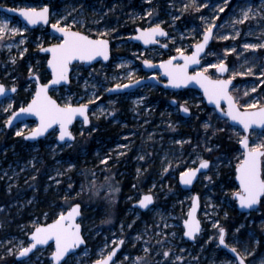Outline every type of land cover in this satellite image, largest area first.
Returning <instances> with one entry per match:
<instances>
[{
    "label": "rangeland",
    "instance_id": "374dc122",
    "mask_svg": "<svg viewBox=\"0 0 264 264\" xmlns=\"http://www.w3.org/2000/svg\"><path fill=\"white\" fill-rule=\"evenodd\" d=\"M0 2L16 8L50 3L52 22L108 37L114 44L110 61L92 66L77 62L71 83L53 89L64 106L91 105V123L86 126L78 120L72 127L75 142L61 144L57 127L44 139L29 142L24 135L37 126L35 119L12 129L6 121L35 95L37 81L32 75L45 82L51 79L49 56L40 50L62 39L49 27L32 29L19 17L0 11V19L8 20L10 28L20 29L0 39V83L19 89L0 101V264H53V245L24 260L17 261L16 256L28 246L35 227L59 218L76 202L83 205L80 221L88 243L63 264L101 260L122 238L126 248L114 264H238L220 244V227L225 229L227 244L248 264H264V199L259 209L244 213L234 198L241 190L235 175L244 155L232 144L243 138L241 127L209 107L197 89L175 92L165 110L153 99L165 90L154 82L128 93L108 94L118 84L142 78L143 60L156 63L191 54L206 29L215 24L212 45L202 65L192 72L207 69L211 77H220L210 65L225 62L229 66L225 77L234 80L231 91L239 105L245 109L264 105V0ZM248 8L252 11L244 20L242 13ZM156 25L169 32L167 38L158 39V45L145 48L129 40L136 26ZM246 44L259 47L245 48ZM146 73L149 78L162 72ZM173 97L192 108L193 115H180L171 104ZM109 129L112 134L106 137ZM218 139L228 142L223 147ZM109 140L114 143L106 149ZM250 141L252 147L264 143V129L251 131ZM206 159L212 161L210 170L193 190H183L179 175ZM125 182L132 183L129 190L124 189ZM149 191L156 192L157 202L145 215L133 203ZM197 193L203 229L195 241H188L183 220ZM43 205L50 208L38 214ZM21 217L26 220L19 221Z\"/></svg>",
    "mask_w": 264,
    "mask_h": 264
},
{
    "label": "snow or ice",
    "instance_id": "6c2138e0",
    "mask_svg": "<svg viewBox=\"0 0 264 264\" xmlns=\"http://www.w3.org/2000/svg\"><path fill=\"white\" fill-rule=\"evenodd\" d=\"M227 2V0H225ZM195 4L196 0H192ZM199 10V9H197ZM224 9L221 8L222 12ZM12 11H18L27 21L28 24L35 25L37 23L43 22L48 23V8L45 6L41 10L36 9H13ZM252 9L248 8L243 11V19L247 20L249 18V12ZM203 19V17H202ZM243 22V21H239ZM52 27L58 32L63 34V42L53 46L51 49H42L43 51H51L52 59L48 61L49 66L52 68L53 79L49 84H59L61 81H66L68 79V66L76 59L79 60H93L97 56H102L105 60L108 59V41L103 39H91L78 31H72L70 26L59 27V21L53 24ZM215 24L209 26L203 35V42L195 46V51L190 56H181L184 60L183 65H173L172 60L165 62L162 67L169 77V83L174 86H180L182 84H187L190 81H195L199 83L205 91L210 101L215 102L217 107H219L221 100H226L228 102V109L225 113L226 116L230 117L232 121H235L243 126V129L247 131L252 128L253 125H258L264 128V108H259L256 111H243L241 112L234 102V98L229 94V85L231 84V78L227 80H211L204 75L203 71L195 72L192 75L188 74V66L190 64H199L198 56L204 50L205 45H207L209 39L212 36V29ZM20 29L16 27H9V22L6 19H0V39L3 38L5 33L16 34ZM166 35V33L160 28L159 25L143 30L138 36V39H143L147 44L153 41L156 35ZM222 39H227L228 37H221ZM23 43V40L21 41ZM245 48H256L259 45H245ZM179 52L180 50L177 49ZM234 51V49H233ZM175 59V58H173ZM15 62V61H13ZM146 64H150L149 61H145ZM210 67H215L220 73L228 71L227 66L221 62L218 65H210ZM251 72V69L248 70ZM243 74V73H241ZM237 73H233V77ZM38 80L39 77H36ZM49 84H42L36 90V94L32 99V102L27 108H21L20 112L35 113L40 118V124L38 128L31 133V135L38 136L43 134L54 124H59L60 128V140H64L65 137H71L72 133L68 130V125L71 124L73 118L76 114H80L84 118V122H88L87 116V105H80L79 107H72L71 105H65L61 107L58 105L51 97L48 96ZM128 87V85H116V88ZM254 90V89H253ZM12 92L16 89L12 88ZM108 91H112L109 89ZM6 89L3 85H0V95H4ZM12 106L9 105L8 108ZM249 108H254L255 105H248ZM8 109H5L7 111ZM184 112H188V108H183ZM223 111V109L221 110ZM16 116L13 113L6 123L11 124L12 119ZM208 125L205 124V128ZM17 132V135H20ZM239 143L243 146L244 159L238 166V178L240 180V186L242 192H237L235 195L238 197L240 206L251 208L256 204L261 196H264V176L261 172V157H264V143L256 144L253 147H249L248 137L245 136L239 140ZM209 162L204 160L201 162V168H207ZM200 169H188L186 172L181 174V181L188 185L191 184L196 173ZM152 201L151 195H145L142 200L139 201L142 207H147ZM195 208V206H194ZM79 205L73 207L67 215L63 213L60 215L59 219L54 221L52 224L36 228L33 235V243L28 248H23L19 255L25 256L28 252L35 248L38 244H46L50 239L55 238L56 250L52 253L53 259L56 264H60L61 259L69 252V249L75 248L82 244L84 241L80 236V226L75 224V217L79 215ZM194 211V209H193ZM190 217L192 213H189ZM188 226V231L186 235L189 237H194V234L198 232L199 222L190 220L185 221ZM216 225H214L215 227ZM219 241L220 244H225V229L219 228ZM122 243V241H121ZM147 251V249H146ZM231 251L236 253V249L232 248ZM115 252L109 254V256L101 261H97L96 264H108L112 259ZM168 255V253H165ZM239 256V253H236ZM139 259V258H138ZM238 264H243V258L238 261Z\"/></svg>",
    "mask_w": 264,
    "mask_h": 264
},
{
    "label": "water",
    "instance_id": "95a60500",
    "mask_svg": "<svg viewBox=\"0 0 264 264\" xmlns=\"http://www.w3.org/2000/svg\"><path fill=\"white\" fill-rule=\"evenodd\" d=\"M45 6H46V7L48 8V10H49V12H48V23L45 24V23H43V22H40V23H37V24H35V25H31V24H28V23H27V21L25 20V18H24V17H23L18 11H12V10H13V9H32V8H30V7H28V8H27V7H17V8H16V7H13V6L9 5V4H6V5H5V4H2V3L0 2V11L5 12V13H8V14H10V15H15V16L19 17V18L22 19V20H23L28 26H30L32 29L39 28L40 26L49 27V28H50V31H52L54 34H56L58 37H60V38L62 39V41H60V42L51 43V44H48V45H46V46H44V47L41 48L40 52H42L43 54L49 56V58H48V60H47V67H48V70L50 71V77H51V79H50L49 81H46V82H45V81L41 80V78H39V79L37 80V79H36V77H38L37 75H32L30 78H35L36 81H37V87H36V89L39 87V85H42V84H49V82L53 79L52 68H51V67L49 66V64H48V61H49L50 59H52V53H51V51H43L42 49H51L53 46L58 45V44H60V43L63 42V34L60 33V32H58L56 29H54V28L52 27V25L55 24V23H53V22L51 21V20H52V13H51V11H52V6H51V4L49 3V4H46V5L41 6V7H39V8H34V9H36L37 11H39V10H41V9H42L43 7H45ZM59 27H64V26L59 25ZM152 27H155V26H151V27H147V28H142L141 26H137V27H136V31H137V33L134 34L133 36H131V37H130V40H131V41H134L135 43L139 42V43H141L144 47L148 48V47L151 46V45H158V43H160V40H158V39L167 38V37L169 36V32H168V30H166V29H164L162 26H160V28L166 33V35L161 36V35L158 34V35H156V37H155V39H154L153 41H151V42H149V43H147V44L144 42L143 39H138V38H137L138 36H140V34H141V32H142L143 30H147V29L152 28ZM215 29H216V27H213L211 38L209 39L207 45H205L204 50H203V51L199 54V56H198L199 64H190V65L188 66L187 71H188V74H189V75H192V74L195 73V72H192V71H191L193 68L200 67V66L202 65V62H203V60H202V56H204V55L206 54V52L208 51V47L212 44V41H213V39H214V38H213V35H214V32H215ZM71 30H72V31H78V32H81L82 34H84V35H86V36H89V37H90L91 39H93V40H95V39H103V40H107V41H108V59L105 60L102 56H97L95 59L90 60V61H89V60H79V59L73 60V61L69 64V66H68V79H67L66 81H61L59 84H49L48 92H47L48 96L51 97V99L54 100V101H55L58 105H60L61 107H64V105H62V104L60 103V101L58 100V98H56L54 95H52V90H53L54 88L64 87V85H68V84H70V82H71V78H72L71 74H72V72H73V70H74V64H75L76 62L83 63V64H85V65L91 66V65H93V64H95V63H98V62L106 63V62H108L109 60H111V58L113 57V53H112L113 42H111L110 38H108V37H105V38H104V37L92 36V35H90L89 33H86L85 31H81V30L75 29V28H73V27L71 28ZM202 42H203V36H202L201 41H200L199 43H197V44H200V43H202ZM197 44H195V45L193 46V51H195V46H196ZM193 51L191 52V54L193 53ZM191 54L183 53L184 56H190ZM173 58H175V59H173ZM169 60H172V64H173V65H183V64H184V60H183V58H182V56H181V53L178 54L176 57H170V58H168V59H165V60L159 62V64H155V63H153V62H150L149 60H148V61L150 62V64H146L145 61H147V60H145V61H143V62H144V69H145L146 71H148V72H149V71L152 72V71H156V70L161 71V72H162V79H163V80H160V81H159L158 79H156L155 76H153V77H149V78H142V79H139V80L134 81V82H129L128 84H123V85H128V87H121V88H119V89H117L116 87H113V88L111 89L112 91H108V93H109V94H118V93L128 92V91H130V90L137 89V88H139V87L142 86V85L149 84V82H154V83L161 84V85H163L167 90H170V91H171V90H172V91H182V89H185V88H189V89H193V88H194V89H197L199 92H202L203 97L205 98V101H206V103L208 104L209 107L216 109L217 113H219L221 117H223V118H225V119L227 118L228 121H229V123H231L233 126H236V127L239 126V127H241L243 133H245V135H244L243 137H245V136L248 137V140H249V147H251V144H250V142H251V141H250V134H251V133H250V132H251L252 130H259V129H264V128H262V127H260V126H258V125H253L252 128H250V129H248L247 131H245V130L243 129V126H242V125H240L239 123H237V122H235V121H232L230 117H228V116L225 115V113L227 112V109H228V102H227L226 100H221V101H220V104H219V107H217V105L215 104V102L209 100L208 96L205 94L204 88H203L199 83H197V82H195V81H190V82H188L187 84H182V85H180V86H174V85L170 84V83H169V77H168V75H167V73H166V71H165V68L162 67V65H163L165 62L169 61ZM224 64L227 66V68H229L227 63L224 62ZM217 70H218V69H217ZM197 72H199V71H197ZM228 72H229V69H228L227 72H224V73H220V72L218 71V73H219L222 77H214V78H213V77H211L209 74H207L206 72H204V75L207 76V77H208L209 79H211V80H227V79H230V78H226V77H225V76L227 75ZM233 84H234V80L231 79V84L229 85V89H228V91H229V94L234 98V102H235L236 106L239 108V110H240L241 112H243V111H256V110H258L259 108H264V105H262V106H258V108H247V109H243V108L239 105L238 101L236 100V98L234 97V95H233V93H232V91H231V88H232ZM0 85H3V86L5 87V89H6V93H5L4 95H0V101H1L2 99H4V98L9 97V96L12 95V94H15V93L18 92V88H17V86H12V87H10V88H7L3 83H0ZM12 88H15L16 91H15V92H12V91H11ZM35 94H36V93H35ZM34 96H35V95H34ZM34 96H33V97H34ZM33 97H32V99H33ZM32 99H31V101L29 102V104L32 102ZM176 103H177V100H176V99H173V104L176 105ZM29 104H28V105H29ZM28 105H26V106H24V107H22V108H27ZM80 105H87V116H88V122H87V123L84 122V124L87 126V125H89V124L91 123L90 111H91L92 108H91V105L88 104V103H86V104H75V105H72V107H79ZM185 107L188 108L186 105H183V106L181 107V114H183V115L186 116V117H190V116L192 115V114H191V111H190V109L188 108V112H184V111H183V108H185ZM222 109H223V111H221ZM14 113H16V116L12 119V123H11V124H6V126H7L9 129H12V127H14L15 125H17V124H19V123H22V121H24V120H33V119H35V120L38 122L37 126H36L35 128H33L32 131H29L28 133H26V134L24 135V138H25L27 141H29V142H34V141H39V140H41V139H44V137H46V136L49 135L51 132H53V130H54L56 127H57V128L59 129V131H60L59 124H54V125H52L51 128H49V129H48L47 131H45L43 134L38 135V136H34V137H33V136L31 135V133H32L33 131H35V130L38 128L39 124H40V118H39V116H37L35 113L20 112V109H19V110H16ZM12 115H13V114H12ZM11 117H12V116H11ZM78 120H83V121H84L83 116H81L80 114H76V116L73 118L71 124L68 125V130L72 133V136H71V137H65L64 140H60V138H59V136H60V132H59V135H58V137H57V140H58L61 144H66V143H68V142H75L76 135H75L74 131L72 130V126H73ZM239 144H240V143H239ZM240 147H241V149L243 150V155H244L245 150H244V148H243V146H242L241 144H240ZM206 161L209 162V166H208L207 168H201V167H200L201 162H200L198 165H196V167L191 168V169H197V168L200 169V170L196 173V176L194 177V179H193V181H192L191 184H188V185L184 184V183L181 181V179H180L182 173L179 175V178H178V179H179V184H180V186H181V188H182L183 190H186V189H187V190H193L194 186H195V185L197 184V182L199 181L201 174H203V173H205V172H207V171L210 170V168H211V167H210L211 160H210V159H206ZM242 161H243V160H242ZM262 163H263V157H261V172H262V176H264V175H263V165H262ZM239 165H240V164H239ZM239 165H238V166H239ZM237 169H238V167L236 168V175H235V177H236V182H237L238 186L241 188V186H240V180H239V178H238V175H239V174H238ZM240 192H242V189L240 190ZM236 193H237V192H236ZM145 195H151V196H152V201H151V203L148 204V206H147L146 208H145V207H142V206L140 205L139 202L137 203V205H138L143 211L149 209V208L155 203V202H154V197H153L152 194L148 193V194H144V196H145ZM144 196H143V197H144ZM143 197H142V199H143ZM234 198L237 199V209H239L240 211H242V212H244V213H250V212H252L253 210L259 209V207H260V205H261V202H262V199H263V196H261V197L259 198L258 202H257L256 204H254L251 208L241 207V206H240L239 199H238V197H237L235 194H234ZM192 200H193V202H192V205H191V207H190V209H189V213L191 212V213H192V216L190 217V215H189V213H188L187 218L184 219L183 222H184L185 238H186V239H189L190 241H195L196 237L201 233L202 228H203V223H202V221H201V219H200V216H199V213H200V211H201V210H200V209H201L200 195H199L198 193L195 194ZM76 205H79V210H78V211H79V215H77V216L75 217V221H74V222H75V224H78V225L80 226V236L82 237V239H83L84 242H83L82 244L78 245V246L75 247V248H71V249H69V252L66 253L65 256L61 259L60 264H63V262L66 261L67 258H68L69 256H71V254H73V253L77 252L78 250H80L82 246H86V245H87V238L84 236V227L82 226L81 221H80V219H81L82 216H83V215H82L83 205H82L80 202H79V203L76 202V203L72 204V206L69 208V210H68L66 213H64V215H67L68 212H69L73 207H75ZM194 206H195V208H194ZM193 209H194V211H193ZM59 217H60V216H59ZM57 219H59V218H57ZM57 219L52 220V221H48V223H45V224H39L37 227H35V229H34V230L29 234V236H28V239H30V243H29L28 247H30V245L33 243V235H32V234L35 232L36 228H38V227H44V226L50 225V224H52L54 221H56ZM190 220H194V221H198V222H199V229H200V230L194 234V237H189L188 235H186V233H187V231H188V226L185 224V221H190ZM49 245H53V248L56 250L55 238L50 239L46 244H38L35 248H32V250H31L30 252H28L25 256H20V255H19L20 252H19V253L17 254L16 259H17V260H24V259H27L29 256H31V255L34 254L36 251H38L39 248L48 247ZM222 246H223L224 248H226L227 252H229L231 255H233L234 257H236V259H237L238 261H239L241 258H243V264H248V262H246L245 258L240 254V252H238V251L236 250V253H239V256H237L236 253H233V252L231 251V249L234 248V247H230V246H228L227 243H226V241H225V244H222ZM28 247H26V248H28ZM122 249H123V241H122V243H121V241H120L117 245H114L113 250H112L110 253H108L106 256H104V258L101 259V260L106 259V258L109 256V254L115 252V254L112 256V259L108 262V264H113L114 261L117 259L116 256L118 255V253H119ZM55 250H54L53 252H55ZM53 252H52V253H53ZM52 253H51V255H50V258L53 260V264H56L55 260L53 259ZM101 260H95V261H93V263H91V264H96L97 261H101Z\"/></svg>",
    "mask_w": 264,
    "mask_h": 264
},
{
    "label": "flooded vegetation",
    "instance_id": "af4514ba",
    "mask_svg": "<svg viewBox=\"0 0 264 264\" xmlns=\"http://www.w3.org/2000/svg\"><path fill=\"white\" fill-rule=\"evenodd\" d=\"M49 30H50V28H49ZM112 42V41H111ZM134 42V41H133ZM135 43V42H134ZM137 43H139V42H137ZM137 43H135V44H137ZM139 44H141V43H139ZM142 45V44H141ZM143 46V45H142ZM144 47V46H143ZM113 48H114V44H113ZM146 48V47H145ZM112 53H113V50H112ZM187 54V53H186ZM113 56H114V54H113ZM113 58V57H112ZM111 58V59H112ZM165 59H168V58H165ZM165 59H163V60H165ZM163 60H161V61H163ZM110 61V60H109ZM143 61H145V60H143ZM141 62L142 63V70L144 71V73L145 72H147L148 73V71H146L145 69H144V62ZM148 61V60H147ZM150 61V60H149ZM161 61H159V62H161ZM150 62H152V61H150ZM159 62H156L155 64H159ZM99 63V62H98ZM154 63V62H153ZM229 67V66H228ZM194 69V68H193ZM229 69V68H228ZM216 70H217V68H216ZM192 71V70H191ZM158 73V72H161V71H158V70H156V71H152V73ZM144 73H142V72H140V76L142 77V78H145L146 76H144L145 74ZM146 73V74H147ZM217 73H218V70H217ZM143 74V75H142ZM218 75H220L219 73H218ZM155 77H156V79H158L159 81L162 79V73L158 76V74H155ZM220 77H222L221 75H220ZM142 78H139V79H142ZM134 81H137V80H133V81H129V82H134ZM128 82V83H129ZM128 83H124V84H128ZM123 85V84H122ZM116 87V86H115ZM158 87L159 88H161V90H165L164 91V93H161V95H153V98H154V96L156 97V99L155 100H158V103H159V105H160V109L162 108V109H164L165 107H166V105H167V101H168V99L170 98V97H172V96H174V95H176V93H178V92H182V91H184V90H188L189 88H185V89H182V91H170V90H167L163 85H161V84H158ZM113 88V87H112ZM111 88V89H112ZM194 89V88H193ZM176 92V93H175ZM128 93V92H127ZM202 93V92H201ZM109 94V93H108ZM173 99H176L177 100V103H176V105H174L173 104ZM171 104H173L175 107H178L179 108V111H180V115H182V116H184L183 114H181V107L183 106V105H186V104H182L181 103V101L177 98V97H173L172 98V100H171ZM208 105V104H207ZM187 106V105H186ZM188 107V106H187ZM189 109H190V111H191V114L193 113V110H192V108H190V107H188ZM165 110V109H164ZM193 115V114H192ZM191 115V116H192ZM190 116V117H191ZM111 130L112 129H109V131H107V132H105V136L106 137H109L112 133H111ZM114 143V141L113 140H109V141H107L106 142V149H108L112 144ZM199 164V163H198ZM122 167V166H121ZM132 173H134V170L132 171ZM129 183H130V181H129ZM127 184V182H125L124 183V189L125 190H129V187H130V185H132V183H133V181H132V183L131 184ZM148 193H150V194H152L153 195V197H154V204L149 208V209H147V210H142L138 205H137V203L140 201V200H142V197L144 196V194H148ZM263 199H264V196H263ZM263 199H262V201H263ZM156 192L154 191H149V192H143V194H141V196H140V198L138 199V200H136V201H134V203H133V205L138 209V210H140L141 211V213H143V214H147V211H149L151 208H153L154 206H155V204H156ZM261 204H262V202H261ZM120 241H123V249L118 253V255L116 256L117 257V259L119 258L118 256L121 254V253H123L124 251H125V248H126V246H125V238L123 239H120ZM120 241H118L117 243H115L114 245H117ZM227 243V242H226ZM228 245V244H227ZM221 246H222V244H221ZM113 248H114V246H113ZM112 248V249H113ZM222 248L227 252V250H226V248H224L223 246H222ZM111 249V250H112ZM263 249H264V247H263ZM110 250V251H111ZM264 252V251H263ZM109 253V252H108ZM107 253V254H108ZM229 253V252H228ZM231 255V254H230ZM236 258V257H235ZM246 260V259H245ZM18 261H20V260H18ZM237 262H238V260H237ZM247 262V261H246Z\"/></svg>",
    "mask_w": 264,
    "mask_h": 264
},
{
    "label": "trees",
    "instance_id": "16d2710c",
    "mask_svg": "<svg viewBox=\"0 0 264 264\" xmlns=\"http://www.w3.org/2000/svg\"><path fill=\"white\" fill-rule=\"evenodd\" d=\"M153 99H156V97L154 96ZM218 140H219L220 142H222L223 147H224L225 144L228 142V141L225 142L224 139H222V141H221V139H218ZM231 144H232V143H231ZM20 145H21V144H19L18 146L20 147ZM238 147H240V144H232V149H237ZM49 208H50V207H48V206H46V205H43L42 208L38 209V214H42L44 211H47ZM25 220H26V218L21 217L19 221H25ZM10 231H11V230H10Z\"/></svg>",
    "mask_w": 264,
    "mask_h": 264
}]
</instances>
